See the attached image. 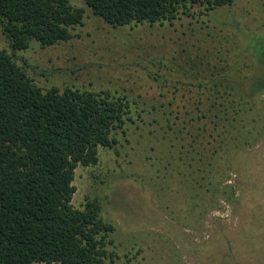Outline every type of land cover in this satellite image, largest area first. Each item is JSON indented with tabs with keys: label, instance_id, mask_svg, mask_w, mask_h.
<instances>
[{
	"label": "rangeland",
	"instance_id": "1",
	"mask_svg": "<svg viewBox=\"0 0 264 264\" xmlns=\"http://www.w3.org/2000/svg\"><path fill=\"white\" fill-rule=\"evenodd\" d=\"M69 1L85 10L74 36L49 46L32 41L14 59L44 90L70 86L128 101L122 128L112 132L116 143L98 148L95 165H78L72 182L73 207L96 200L115 227L106 262L264 264V93L260 115L238 117L213 156L216 132L203 139L206 155H194L203 136L193 142L197 131L186 123L203 68L235 61L245 75L254 38L263 51L264 0L215 9L187 3L171 21L117 27L84 0ZM0 48L12 51L1 25Z\"/></svg>",
	"mask_w": 264,
	"mask_h": 264
},
{
	"label": "trees",
	"instance_id": "2",
	"mask_svg": "<svg viewBox=\"0 0 264 264\" xmlns=\"http://www.w3.org/2000/svg\"><path fill=\"white\" fill-rule=\"evenodd\" d=\"M234 1L84 0L94 15L113 27L171 21L187 3L215 9ZM84 11L69 0H0V25L12 50L0 48V264L113 261L106 244L114 225L100 217L96 200H87L84 208L73 207L72 182L78 165H95L98 148L116 143L112 132L122 128L128 101L70 86L44 90L14 59L15 51L27 49L32 41L49 46L71 39L72 30L83 23ZM258 40L253 39L245 75L235 61L216 72L202 69L195 116L187 112L186 122L197 131L193 142L203 136L201 148L192 150L194 155H206L203 139L216 132L217 139L208 141L217 143L213 156L226 144L224 135L237 127L234 122L241 121L238 117L260 115L264 49L257 48ZM224 187L222 194L229 200V186Z\"/></svg>",
	"mask_w": 264,
	"mask_h": 264
}]
</instances>
